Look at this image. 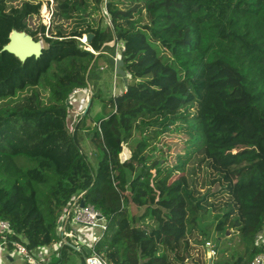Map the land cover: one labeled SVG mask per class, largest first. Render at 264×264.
I'll list each match as a JSON object with an SVG mask.
<instances>
[{
	"label": "trees",
	"instance_id": "1",
	"mask_svg": "<svg viewBox=\"0 0 264 264\" xmlns=\"http://www.w3.org/2000/svg\"><path fill=\"white\" fill-rule=\"evenodd\" d=\"M43 3L0 0V218L13 230L0 245L37 260L59 245L34 264H86L61 233L78 198L106 219L95 250L109 264H252L264 253V0H107L108 14L103 0H52L50 26L34 29ZM13 29L42 39V55L3 50ZM76 89H91L88 109L73 107ZM166 136L180 138L175 161ZM210 211L220 238L245 242L231 261L193 253Z\"/></svg>",
	"mask_w": 264,
	"mask_h": 264
},
{
	"label": "rangeland",
	"instance_id": "2",
	"mask_svg": "<svg viewBox=\"0 0 264 264\" xmlns=\"http://www.w3.org/2000/svg\"><path fill=\"white\" fill-rule=\"evenodd\" d=\"M43 1H44V3L42 6V10H41V17H40L41 19L34 18L31 21V26L34 27V29H36L38 27L39 22L46 24L45 23V16L47 14V8L52 7V0L50 2V5L47 4V0H43ZM106 19L109 20V17H107ZM43 45L45 46L44 41H43ZM110 82H111V88H110L111 92L114 94L118 93L119 88L122 87L120 78L118 77L116 79L115 76H112L110 78ZM90 93L88 94V92L80 91V93L77 96L80 99L78 98L77 100H74L75 102H73L74 103L73 107H75V105L77 103H80L79 102V100H80L83 107L85 106V108H87L88 104L90 102V99H91ZM106 93L107 92H105V94ZM82 105H81L80 111L78 113H82V110H83ZM73 107L70 110L69 119H71V117L73 116V113H75V111L73 110ZM102 107H103V103L101 101H96L94 103V106L91 110L90 116L87 119V126L93 127L94 123L92 122V118L96 113H98L102 109ZM77 115H79V114H77ZM76 117L77 116L74 115V117L71 121V125H73L74 121L77 120ZM139 138H140V134H138V132H136L131 143H135ZM164 141L167 144L172 145V147L170 148L169 160L175 161V153L181 147L180 138L177 136H169V137L166 136V137H164ZM85 147L91 152L92 146L88 140L85 141ZM126 153H127V150H126ZM141 211H142L141 208H138L135 205L130 206V215L131 216L134 214H138ZM216 222H217V220L215 218L214 212L210 211V212L206 213L205 216H203V218L201 219V228H200L201 230L196 229L193 232L194 234H193L192 240H191L194 247H195V249L193 250V253L195 256H200L202 259H206V257L208 259H210L209 258V252H208L209 249L214 248L215 246H219V249L216 252V256L213 257V259H215V260L222 259V260H230L231 261L244 252L245 242L241 239V236H239L238 234H233L231 231L226 236H224V234H222V238H220L219 234L216 233V230H215ZM79 228L83 231V228H85V226L79 225ZM207 242H211V246H207ZM210 255H212V253H210ZM210 257H212V256H210ZM206 264H210V263H206Z\"/></svg>",
	"mask_w": 264,
	"mask_h": 264
},
{
	"label": "built area",
	"instance_id": "3",
	"mask_svg": "<svg viewBox=\"0 0 264 264\" xmlns=\"http://www.w3.org/2000/svg\"><path fill=\"white\" fill-rule=\"evenodd\" d=\"M103 1H104L103 10L106 14H108L107 9L105 8L107 0H103ZM51 16H52V9L48 7L47 14L45 16V23L47 26H50ZM80 39L82 41V45L85 48H88V44H89L88 35L84 34L83 37H81ZM80 91H82V89H76L72 94V97L77 93H80ZM90 92L91 89H89L88 94ZM80 203L81 202L78 201V198L74 200V202L71 205V208L64 216V224L61 228V233L64 238L75 237V233L77 232V229L79 230V233H81L82 230L79 228V225L85 227L99 228L102 231V233H104L105 230L107 229L106 219L103 217V215L98 209H96L91 204H85L84 206H81ZM0 232L4 234L13 233L10 223L1 218H0ZM99 239H100L99 237L98 238L96 237L92 244L91 243H87V244L83 243L82 245L76 244L78 250L84 255L86 264H109L107 259L102 257L95 250V244ZM262 243H264V232L260 233L257 238V244L260 245ZM3 245L8 246V242L6 240L3 241L0 246ZM15 245L17 252L20 255L26 256L27 258H29V260L33 261V263L36 262L37 259L35 258V256L30 254V252L28 251L25 245L21 243H16ZM207 246H211V242H207ZM208 252H209V258L212 259L213 257L216 256L217 249L215 247L210 248ZM210 253H212V255H210ZM252 264H264V253L258 254L252 261Z\"/></svg>",
	"mask_w": 264,
	"mask_h": 264
},
{
	"label": "crops",
	"instance_id": "4",
	"mask_svg": "<svg viewBox=\"0 0 264 264\" xmlns=\"http://www.w3.org/2000/svg\"><path fill=\"white\" fill-rule=\"evenodd\" d=\"M92 228V229H91ZM103 235L102 231L99 228L85 227L83 231L75 233V237H72L74 242L77 245L93 243L94 239L97 237L101 238ZM59 248V245L56 247H47L43 248L36 252L38 260L44 262L50 254H52L56 249ZM79 251V250H78ZM80 252V251H79ZM36 260L35 263H38ZM0 263L1 264H34L33 261L29 260L26 256L20 255L17 252L16 247L11 249L9 246H0Z\"/></svg>",
	"mask_w": 264,
	"mask_h": 264
},
{
	"label": "water",
	"instance_id": "5",
	"mask_svg": "<svg viewBox=\"0 0 264 264\" xmlns=\"http://www.w3.org/2000/svg\"><path fill=\"white\" fill-rule=\"evenodd\" d=\"M92 36L93 34H88L89 41L91 40ZM9 38L10 40L4 45L3 50L14 54L20 61L25 62L30 57L35 56L36 58H39L42 55L44 48L43 40H35L34 37L25 30L19 31L17 29H13ZM110 44H113V42ZM80 204L81 206H84L85 201L81 200ZM65 242L68 243L67 240H65ZM209 262H211V259H209Z\"/></svg>",
	"mask_w": 264,
	"mask_h": 264
}]
</instances>
